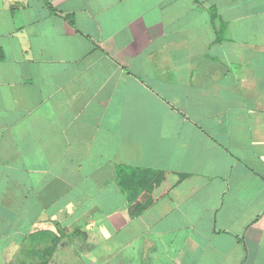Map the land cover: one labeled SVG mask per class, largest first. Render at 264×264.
Wrapping results in <instances>:
<instances>
[{
    "label": "crops",
    "instance_id": "1",
    "mask_svg": "<svg viewBox=\"0 0 264 264\" xmlns=\"http://www.w3.org/2000/svg\"><path fill=\"white\" fill-rule=\"evenodd\" d=\"M0 264H264V0H0Z\"/></svg>",
    "mask_w": 264,
    "mask_h": 264
},
{
    "label": "trees",
    "instance_id": "2",
    "mask_svg": "<svg viewBox=\"0 0 264 264\" xmlns=\"http://www.w3.org/2000/svg\"><path fill=\"white\" fill-rule=\"evenodd\" d=\"M163 172L133 168L119 169V182L125 191L131 217L140 214L153 201L152 191L159 183Z\"/></svg>",
    "mask_w": 264,
    "mask_h": 264
}]
</instances>
